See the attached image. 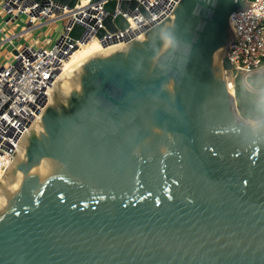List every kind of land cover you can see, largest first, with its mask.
<instances>
[{"label":"water","instance_id":"obj_1","mask_svg":"<svg viewBox=\"0 0 264 264\" xmlns=\"http://www.w3.org/2000/svg\"><path fill=\"white\" fill-rule=\"evenodd\" d=\"M12 1L66 8L83 44L150 18L138 0ZM254 1L177 0L52 86L0 177V264H264V121L227 81L232 17Z\"/></svg>","mask_w":264,"mask_h":264},{"label":"built area","instance_id":"obj_2","mask_svg":"<svg viewBox=\"0 0 264 264\" xmlns=\"http://www.w3.org/2000/svg\"><path fill=\"white\" fill-rule=\"evenodd\" d=\"M150 13L145 18L138 12L123 14L128 21L129 28L124 32L110 34L102 41L94 35L88 42L112 44L131 39L141 28L144 34L146 28L161 21L177 3V0H138ZM103 4H99L96 14L90 15L96 23L91 26L90 35L96 31V25L103 22ZM26 5V4H25ZM39 4L24 6L12 0H2L0 21V35L6 27L17 23L22 15L29 19L25 32L41 28L45 23L57 22L63 15L70 13L66 8L51 3L50 7L39 12ZM86 6H78L70 17L72 24L80 20L83 13L87 19ZM157 9V10H156ZM44 22V23H43ZM63 36L51 46L52 41L46 39L44 46L24 45L19 49L8 65L0 66V171L11 164L13 153L20 140L29 130L34 121L46 107L49 101V89L52 88L58 74H60L71 53L87 44L69 38L72 25L64 23ZM235 38L229 49V59L233 70L227 73V81L233 90L238 78L244 79L264 69V0H255L248 10L236 13L231 20ZM87 27H90L89 25ZM146 27V28H145ZM140 35V34H139ZM248 85V84H247ZM2 175H0L1 177Z\"/></svg>","mask_w":264,"mask_h":264},{"label":"rangeland","instance_id":"obj_3","mask_svg":"<svg viewBox=\"0 0 264 264\" xmlns=\"http://www.w3.org/2000/svg\"><path fill=\"white\" fill-rule=\"evenodd\" d=\"M65 22L66 21L58 20L57 22L51 23L50 25H45L41 28H37L32 31H29L27 34L30 35L34 33L35 37H38L39 40L41 39V43H39V46L41 47L44 46L46 39L51 40L52 41L51 46H53L57 43V41H59L61 36H63ZM28 23H29L28 17L26 15H22L20 19L17 21L16 26L25 27L27 29ZM22 41H24V39L17 40L16 45L20 46ZM12 52H14V50ZM14 55L15 53H11L8 59L9 58L11 59V57H13ZM5 65H8V62H5ZM262 79H264V69L260 73L253 75L251 77H248L247 79L248 85L244 82V79H242L241 77L238 78V80L236 81V84L240 83L242 86L245 87L246 90L250 92V88H252L257 81L262 80ZM235 88L236 87L233 88V91L236 93ZM251 100L254 103L255 97L253 95H252Z\"/></svg>","mask_w":264,"mask_h":264},{"label":"crops","instance_id":"obj_4","mask_svg":"<svg viewBox=\"0 0 264 264\" xmlns=\"http://www.w3.org/2000/svg\"><path fill=\"white\" fill-rule=\"evenodd\" d=\"M1 2L2 0H0V21L2 20ZM20 39H24V41H22L21 45L18 46L16 45V42ZM37 39L38 37H35L34 33L30 35L27 34V32H25V27H18L16 24L6 27L0 35V66H4L5 62L9 63L13 59V57L8 59L11 53H16L19 49L24 47V45H35L37 43H41V39H38V41ZM11 50H14V52Z\"/></svg>","mask_w":264,"mask_h":264},{"label":"bare ground","instance_id":"obj_5","mask_svg":"<svg viewBox=\"0 0 264 264\" xmlns=\"http://www.w3.org/2000/svg\"><path fill=\"white\" fill-rule=\"evenodd\" d=\"M142 30H144V29L141 28L135 34H137V35L141 34ZM101 48H103V46L98 44V42L94 41V42H91V43L83 46L79 50H76L75 52H73L71 54L70 58L66 61L63 71L60 74H58V77H57L56 81L53 83V86L58 88V86L60 84L65 85L68 81V78H70L71 74L75 70H77L88 59L89 56H91L93 53H95L97 50H99ZM50 90H51V88L49 89V92H50ZM18 147L19 146L17 145L16 149H18ZM18 151H19V149H18ZM7 169L8 168H6L5 171H3V169L0 171V175H2V177L5 174V172L7 171Z\"/></svg>","mask_w":264,"mask_h":264},{"label":"clouds","instance_id":"obj_6","mask_svg":"<svg viewBox=\"0 0 264 264\" xmlns=\"http://www.w3.org/2000/svg\"><path fill=\"white\" fill-rule=\"evenodd\" d=\"M167 46L176 47L177 42L174 37L165 36ZM251 94L255 97L254 104L256 106V122L259 126V122L264 121V79L257 81L252 88H250ZM2 199V198H0Z\"/></svg>","mask_w":264,"mask_h":264},{"label":"trees","instance_id":"obj_7","mask_svg":"<svg viewBox=\"0 0 264 264\" xmlns=\"http://www.w3.org/2000/svg\"><path fill=\"white\" fill-rule=\"evenodd\" d=\"M236 98L241 114L247 118H256V106L252 102V94L240 83L236 84Z\"/></svg>","mask_w":264,"mask_h":264},{"label":"snow or ice","instance_id":"obj_8","mask_svg":"<svg viewBox=\"0 0 264 264\" xmlns=\"http://www.w3.org/2000/svg\"><path fill=\"white\" fill-rule=\"evenodd\" d=\"M247 183H248L247 180H244V181H243V184L247 185ZM43 194H44L43 192H40V195H41V196H43ZM149 194L151 195V193H149ZM58 198H59V200L62 201V202H63L64 199H65V198H64V195H60ZM112 198L115 199V197H112ZM100 199L103 200L104 197H101ZM168 199L171 200V199H172V196H168ZM36 203H37V205H38V204H39V200H37ZM97 203H98V201H97ZM154 203H155L157 206H159L160 203H161V201H160L159 199H156V200L154 201ZM127 206H128L127 204L124 205V207H127ZM85 207H87V205H85ZM24 211H27V209H24ZM16 215L19 216L20 213H19V212H16ZM0 219H2V217H0Z\"/></svg>","mask_w":264,"mask_h":264}]
</instances>
